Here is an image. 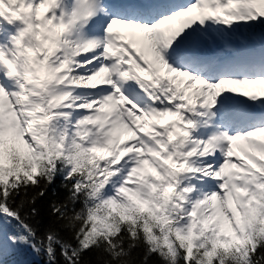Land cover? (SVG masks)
Returning a JSON list of instances; mask_svg holds the SVG:
<instances>
[{"label":"snow or ice","instance_id":"6c2138e0","mask_svg":"<svg viewBox=\"0 0 264 264\" xmlns=\"http://www.w3.org/2000/svg\"><path fill=\"white\" fill-rule=\"evenodd\" d=\"M259 108L264 0H0V189L67 170L85 198L63 217L64 264L102 245L264 264V124L229 131ZM23 227L11 244L30 243Z\"/></svg>","mask_w":264,"mask_h":264},{"label":"trees","instance_id":"16d2710c","mask_svg":"<svg viewBox=\"0 0 264 264\" xmlns=\"http://www.w3.org/2000/svg\"><path fill=\"white\" fill-rule=\"evenodd\" d=\"M60 165L53 174L51 183L41 178L40 183L33 186L21 183L18 187L9 188V196L5 198L0 189V204L7 206L18 214L24 225L35 233L34 237H29V244L3 245L4 259L2 264H64V257L61 256V244L75 242L72 240L73 233L62 225L65 223V215H74L75 211H80L84 207V194L81 193L72 203L73 181L65 180L66 171H60ZM43 191V195L39 193ZM67 205V207H65ZM35 210V211H33ZM78 226V225H77ZM21 233L24 230H20ZM49 235L53 237L50 241ZM125 237L122 243L117 238L118 249L123 247L125 251L130 241ZM32 244L40 249L39 252L33 250ZM31 248H29V246ZM8 247V249H6ZM52 248L55 260L48 255L47 249ZM32 254L39 258L37 261ZM143 247L131 249L127 255H114L111 251L100 248H90L80 253L79 264H141Z\"/></svg>","mask_w":264,"mask_h":264}]
</instances>
